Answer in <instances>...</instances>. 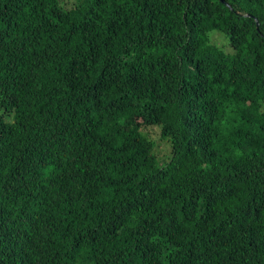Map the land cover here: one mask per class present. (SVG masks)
Segmentation results:
<instances>
[{"label": "trees", "instance_id": "trees-1", "mask_svg": "<svg viewBox=\"0 0 264 264\" xmlns=\"http://www.w3.org/2000/svg\"><path fill=\"white\" fill-rule=\"evenodd\" d=\"M263 107L264 0H0V264H264Z\"/></svg>", "mask_w": 264, "mask_h": 264}, {"label": "rangeland", "instance_id": "rangeland-1", "mask_svg": "<svg viewBox=\"0 0 264 264\" xmlns=\"http://www.w3.org/2000/svg\"><path fill=\"white\" fill-rule=\"evenodd\" d=\"M65 1L71 2L72 0H65ZM213 33L214 34L212 36V41H215L216 43L219 42L218 45L225 49L224 44H226V42H227L226 37H224V35L222 33H219V32H213ZM263 109H264V107H263ZM148 130H149L151 137L156 141V144L158 145L159 154L163 155V154L167 153L168 152L167 144L160 139L159 129L158 128H149Z\"/></svg>", "mask_w": 264, "mask_h": 264}, {"label": "bare ground", "instance_id": "bare-ground-1", "mask_svg": "<svg viewBox=\"0 0 264 264\" xmlns=\"http://www.w3.org/2000/svg\"><path fill=\"white\" fill-rule=\"evenodd\" d=\"M6 123V122H5ZM87 143V142H86Z\"/></svg>", "mask_w": 264, "mask_h": 264}]
</instances>
